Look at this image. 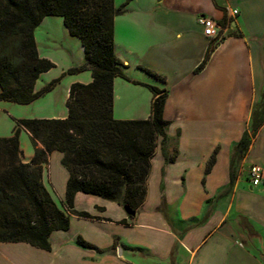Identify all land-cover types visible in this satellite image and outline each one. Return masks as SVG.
I'll return each instance as SVG.
<instances>
[{
    "label": "crops",
    "instance_id": "1",
    "mask_svg": "<svg viewBox=\"0 0 264 264\" xmlns=\"http://www.w3.org/2000/svg\"><path fill=\"white\" fill-rule=\"evenodd\" d=\"M114 2L116 8L126 6L115 18L114 30L115 54L127 78L114 80V118L147 120L153 103L147 86L168 91L167 139L158 142L146 201L130 218L116 202L78 193L75 208L84 201L81 211L99 219L71 215V227L72 220H81V225L69 239L61 236L63 231L54 232L50 255L17 244L31 248L41 264H264V183L254 186L250 178L252 165L264 167V126L240 162L235 181L230 180L232 147L249 128L264 90V0ZM200 17L221 25L219 38L204 35ZM34 36L39 57L55 65L39 76L35 91L60 81L30 104L0 101L1 138L14 135L18 120L67 118L71 86L93 81L90 69L68 73L85 65L86 57L80 39L69 33L62 17H46ZM211 48L207 63L197 72ZM20 147L23 162L29 163L35 147L23 129ZM37 147L43 148L40 143ZM216 149V163L205 175ZM174 156L175 161L166 162ZM49 177L47 167V185ZM68 177L67 172L59 184L66 185ZM162 199L168 219L158 211ZM55 233L61 238L59 249L53 245ZM79 236L103 253L77 246ZM9 244L0 243L1 253ZM10 254L0 256L1 264L5 259L12 264Z\"/></svg>",
    "mask_w": 264,
    "mask_h": 264
},
{
    "label": "trees",
    "instance_id": "2",
    "mask_svg": "<svg viewBox=\"0 0 264 264\" xmlns=\"http://www.w3.org/2000/svg\"><path fill=\"white\" fill-rule=\"evenodd\" d=\"M125 7L116 8L114 0H0V101L27 105L60 81L57 79L43 90L35 91L39 76L55 67L51 61L39 57L34 36L35 29L48 16L62 17L69 33L82 43L86 64L68 73L90 69L93 77L90 84L71 86L67 118L18 120L12 137H0V243H26L51 251V235L68 231L71 215L99 219L75 210L78 193L116 202L135 212L145 203L158 142L164 143L167 139L168 91L147 86L153 94L149 119L121 121L114 118V80L127 79L122 70L124 65L115 54L114 20L125 13ZM212 52L213 48L197 72L204 68ZM143 70L165 82L160 75ZM263 126L264 90L253 107L249 128L232 147L231 183ZM22 129L30 134L35 147V155L29 163L23 162ZM39 143L43 148L37 147ZM218 151L216 149L209 159L205 175L212 171ZM54 152L63 155L62 165L69 175L65 199L60 205L45 182ZM175 156L166 162L175 161ZM167 209V202L162 199L158 211L166 219ZM120 223L127 224L126 221ZM76 244L103 253L81 236ZM117 244L115 240L113 251Z\"/></svg>",
    "mask_w": 264,
    "mask_h": 264
},
{
    "label": "rangeland",
    "instance_id": "3",
    "mask_svg": "<svg viewBox=\"0 0 264 264\" xmlns=\"http://www.w3.org/2000/svg\"><path fill=\"white\" fill-rule=\"evenodd\" d=\"M53 154L59 155L60 153L55 152V153H52L50 156L49 165H48V172H49V176H50L49 179L51 182L48 185V188H49L52 196L54 197L55 201L60 205L61 202L65 199L66 185L59 184V181L63 182V179L65 181V176L67 175V171L62 165V159L59 160V159L55 158V156H53ZM48 183H49V181H48ZM85 197H88V196L85 195ZM85 205H86V203L84 201H82L81 207H84ZM81 207L79 204V206L76 207L75 210L81 212V210H82V209H80ZM72 221H73V225H72L71 229H69L70 231L68 230V232L66 231L65 233L61 234V236H63L65 239H69L71 237V235L73 233H75L77 231V228L81 225V223H80L81 220H72ZM58 237H59V235H57V233H55L53 235V245L56 249H59L58 240L61 239ZM8 247H9L8 250L3 249L2 253L0 251V256L2 258H6V257L2 256V254L4 256L6 254V256L9 258V253L11 252L10 259H11L12 264H14V263L15 264H41V261L33 255L34 252H29L28 249H31V248L25 247L24 244H9ZM49 252L50 251L46 252L48 254H45V255H50ZM73 256L76 257L77 254L75 253V254H73ZM41 258H44V257H41ZM43 260H45V259H43ZM4 262H6V264L10 263L6 259ZM0 264H1V262H0Z\"/></svg>",
    "mask_w": 264,
    "mask_h": 264
},
{
    "label": "built area",
    "instance_id": "4",
    "mask_svg": "<svg viewBox=\"0 0 264 264\" xmlns=\"http://www.w3.org/2000/svg\"><path fill=\"white\" fill-rule=\"evenodd\" d=\"M234 14H238V10L234 11ZM199 23L204 28V35L210 39H217L222 34L223 28L221 25L213 19L200 17ZM250 178L254 186H259L264 183V167L260 165H252L250 168Z\"/></svg>",
    "mask_w": 264,
    "mask_h": 264
},
{
    "label": "water",
    "instance_id": "5",
    "mask_svg": "<svg viewBox=\"0 0 264 264\" xmlns=\"http://www.w3.org/2000/svg\"><path fill=\"white\" fill-rule=\"evenodd\" d=\"M124 210L129 216H135L136 215V212L131 210L129 207H124Z\"/></svg>",
    "mask_w": 264,
    "mask_h": 264
}]
</instances>
